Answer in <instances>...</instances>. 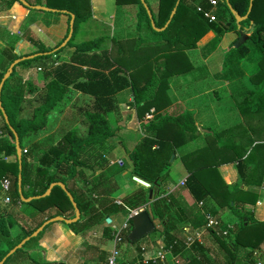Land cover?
<instances>
[{
  "label": "crops",
  "instance_id": "1",
  "mask_svg": "<svg viewBox=\"0 0 264 264\" xmlns=\"http://www.w3.org/2000/svg\"><path fill=\"white\" fill-rule=\"evenodd\" d=\"M7 1L0 0V56L2 57L0 73L4 70L6 72L10 64L16 60L14 56L19 59L34 54L48 55L58 51L60 49H57L58 47L50 50L66 39L64 37L68 27L67 15L63 12L28 8L20 1L8 8ZM29 1L30 6L46 7L44 0L40 4H37V0ZM201 3L202 0H196L194 5L202 8ZM151 9L153 10V7ZM117 10L121 11L123 19L127 9L116 3L114 11ZM214 11L215 9L213 13ZM237 31L243 32L244 30L237 29ZM206 36L209 40L208 44L214 38V33L209 31ZM227 36H229L227 45L229 42H235L239 37L235 32H225L218 46L205 57L206 61L209 60L210 55L220 54V46ZM112 38H114L113 35L111 36L113 41ZM122 38L118 37L116 40L119 41ZM201 42H204V39L199 41ZM246 43L244 42L245 45ZM42 47H45L49 53L36 52ZM247 47L249 48L248 54L244 57L239 55L237 60H234L233 56L239 54L236 50L238 47L234 49L236 54L228 49L225 50L228 51L225 55L221 53V56H227V59H223L225 62L222 63L221 74L213 73L211 69L209 72L208 68L206 72L204 68L193 67L185 74L167 79V94L164 99L166 104L161 109L151 106L149 110H145L143 103L136 106L133 103L134 98L130 87L118 92L115 96L116 109L106 114L109 125L115 131L114 136L107 141L105 156L108 163L95 172L83 169L75 181L71 179L68 182V188L76 193L81 203L84 201L93 203L96 208H104L103 220L93 219L90 214L80 213V219L72 228L63 222L47 225L34 240L30 239L27 242L28 245L20 255L18 264H106L112 247L113 229H117L115 221H122L118 228L120 229L132 212L142 211L145 208L154 225L156 224L155 218H158L156 220L158 225L153 231L156 233L154 236H145L140 241L132 243L124 239L126 232L124 231L118 244L121 263L127 261L130 264H146L153 260L163 246L167 248L161 236L165 231L172 235L175 241L170 253L165 254V260L159 264H226V249L230 244L228 237L231 236V232L227 236H221L211 230L204 231L200 240H196L195 244L188 249L184 245L185 242L194 238L196 231L202 230L192 229L191 223L182 211L183 209L190 210L194 205L204 219L205 214H209L221 221L223 225L235 226L238 219L224 204L229 199L233 201L232 199L238 192H250L257 197L253 209L254 218L264 222V135H260L261 139L257 138L256 134L249 130L245 116L241 115L235 107L237 102L243 100L248 92L256 87L252 85L253 87L249 88L248 86V80L251 79L249 70L255 72L257 68L259 73L262 70L261 59L264 55L259 51L260 55L254 57L251 47ZM136 49L134 58L137 61L134 64L137 65L140 63L139 58L143 54L142 51L153 49V46L148 45ZM73 51L74 47L70 45L59 53L52 54L49 60L35 59L29 64L21 63L23 62L21 61L15 65L11 91L18 88L23 96L14 112L15 121L32 119L35 109L40 104V98L45 93V86L48 82L44 77L46 69H53L61 63L68 62ZM109 53L111 57V51ZM146 63L140 67H131L130 72L141 69ZM20 64L22 65L19 66ZM140 82L143 83V81ZM246 91V95L240 97V93ZM92 101L93 97L75 90L72 86L67 88L64 98L47 113L45 126L34 133H28V136L23 138L21 147L29 152L27 159L31 167L38 164L42 153L52 149L70 131L84 135L86 129L84 114ZM186 112L192 115L196 131L182 133L174 125H168L165 128L166 138L177 144L173 160L170 161L167 175L163 181L159 180L156 187H152L151 184L148 187L142 186L134 180L130 152L141 143L146 135L145 126L149 121H156L162 117L161 115L175 117ZM1 128L0 117V136L6 139L7 135L2 133ZM233 136L238 149H242L241 152L244 153L240 164L242 178L237 164L232 160V152L221 147L223 141ZM0 158L6 164H12L17 159L16 155L4 156L1 151ZM208 168L215 170L213 176L206 175L203 171L205 175H201V172L198 178L204 185L208 182L206 179L209 180L212 197L201 201L203 206H199L200 202H196L188 190L186 178L195 171ZM120 169L122 171L117 172ZM115 172L116 174L112 176ZM5 177H8L13 184L11 176ZM218 177L225 186H236L237 191L231 194L229 189L219 188ZM120 189L125 190L124 194L114 196L112 192L115 191L114 194H116ZM150 191L152 192L151 197ZM10 192L7 193L10 197V203L7 204L6 194L2 189L0 190V216H3L5 221L14 219L17 224L9 228V237L0 242V260L12 249L11 246L15 247L22 240L24 232L35 229L36 225L47 216V214L29 215L33 213L27 210L29 206L24 205L27 203L20 198L18 201L15 200L10 196ZM22 193L23 196L28 194V189L22 190ZM147 197L148 201H146ZM24 198L28 197L24 196ZM38 206L44 208L46 205L40 203ZM167 207H170V211ZM65 210L66 213L69 212L67 207ZM47 211L48 209L43 212ZM224 212L226 219L222 217ZM73 216L74 214L69 218ZM108 219L109 223H107ZM18 223L24 225L21 230L15 229ZM73 231L80 232L75 234ZM255 250L259 251L262 256L264 255V240L258 248L251 250L252 254ZM200 259L205 262L200 263ZM252 262L255 264L253 256ZM241 264L247 263L244 261Z\"/></svg>",
  "mask_w": 264,
  "mask_h": 264
},
{
  "label": "trees",
  "instance_id": "2",
  "mask_svg": "<svg viewBox=\"0 0 264 264\" xmlns=\"http://www.w3.org/2000/svg\"><path fill=\"white\" fill-rule=\"evenodd\" d=\"M18 1L8 0V8ZM23 1L30 4L29 0ZM144 1L151 12L155 26L161 28L169 19L177 0H158L156 13L153 12L147 1ZM195 1L179 0L176 12L167 28L164 31H156L151 27L150 19L140 0H116L118 5H125L127 4L126 2L139 5V22L143 20L147 27L146 30L151 31L156 37L158 35L160 37L151 46H153V49L159 48L164 51L161 57L159 56L160 63H158L155 69L149 66L151 62H148L141 69L129 73L126 69L116 66L110 57L109 50L102 48V45L108 39L107 37L101 36L73 43L76 33V23L86 21L91 17L88 0H44L46 7L67 15L68 26L70 14L75 16L73 35L65 45V47L73 46L74 51L68 62L61 63L53 69H46L44 77L48 82L45 86V93L42 94L40 104L35 109L33 117L30 120L15 121L14 119L15 109L21 99H23L22 92L18 91V88L11 91L14 70L5 81L1 92V104L8 117L9 124L5 123L0 111L2 133L7 135L6 139L2 135L0 136L1 153L4 156L16 155L14 135L10 127L16 132L22 146L23 138L28 136V133H34L45 126L47 113L57 102H60L64 98L69 86L93 97V101L88 105V109L84 114L86 129L83 136L78 135L76 131H70L52 149L42 153L38 159V164L34 167H31L28 162L29 152H22L21 187L22 190L28 189V194H25V197L42 195L52 183L60 182L65 185L67 191L73 197L81 214H90L93 219L103 220L104 208H96L93 203L84 201L81 203L76 193L68 188V182L71 179L75 181V178L81 175L83 169L95 172L108 163L105 156L107 141L114 136L115 131L109 125L106 114L116 109V94L130 87L134 98L133 103L136 106H140L143 103L145 104V110H149L151 106L161 109L166 104L164 100L167 94L166 80L179 74H185L190 70L191 66L186 58L185 50L195 48L196 43L204 38L203 36L209 31L214 33V38L206 45L209 50H214L218 46L221 36L225 32H235L239 36L237 29H241L245 33H249L248 40L252 41L256 48L264 55V0H253L250 14L246 20L239 24L236 23L235 17L230 13L224 1V7L220 8V12L223 17H226V11H228L231 18L230 21L224 22L223 20L217 21L216 19L212 23H209L202 13L197 12V7L194 5ZM228 1L237 15L242 17L246 14L249 0ZM40 3H42V0ZM40 3L37 2V4ZM201 6L203 11H210L211 9L207 0H202ZM142 13H144V16L141 18ZM67 34L64 39L67 37ZM144 41L146 40L142 38L138 40L137 46L144 43ZM59 45L50 51L56 49ZM65 47L60 48L55 53L39 55L36 58L25 60L21 63L29 64L35 59L49 60L52 54L59 53ZM236 50L241 57L246 56L249 52V48L245 44H241ZM47 51L45 47H42L36 52ZM13 58L18 59L17 56ZM261 65L262 70L259 73L256 87L235 105L236 110L245 116L249 130L253 131L256 137L260 139L264 135V57L261 59ZM4 73L5 70L0 73V79ZM145 73L147 74L143 78ZM140 81H143V83L141 84ZM161 116L156 121H149L147 123L145 126L146 135L142 138L141 143L130 152V159L133 164L132 174L134 177L151 184L152 187H156L159 180L163 181V178L167 175L170 158L175 153L177 147L176 142L166 138L165 128L168 125H174L182 133H194L196 131L192 115L189 112L175 117L166 114ZM234 139V136L233 138L229 137L227 141L222 142L221 147L229 149L232 152V160L237 164L240 173V164L244 153L241 152L242 149H238V144ZM120 171L122 169L117 172ZM203 171L209 176H213V172H215L213 168L203 169L193 172L186 178L188 190L196 202L205 201L207 198L212 197L209 180L206 179L208 182L204 185L198 178V174L201 172V175H205ZM18 173L17 159L12 164H6L0 158V181L5 176L13 178L10 196L17 201L19 200L17 191ZM115 174L116 172L112 176ZM240 176L242 178L241 173ZM218 181L220 182L218 184L219 188L225 187V189L230 190L231 194L237 191L236 186H225L219 177ZM81 189L80 192H82ZM238 193L232 199L233 201L229 199L224 204L228 206L230 212L238 218L239 222L238 225L233 226L231 236L229 235L228 237L230 244L226 249V264H241L244 261L247 264H254L252 262L251 250L258 248L264 240V222L257 221L253 216L252 209L256 205L257 197L250 192ZM41 202L46 205L44 208L38 206ZM24 205L29 206L34 211L33 214L29 213L31 216L37 214H47V216L46 219L36 225L35 229L24 232L22 239L30 236L42 223L52 217L64 216L69 218L74 214L73 207L66 193L58 186H55L51 190L49 196L39 200H32ZM246 206L251 207V210L246 209ZM66 207L68 208V213H66ZM45 208L48 211L44 213ZM169 208L167 207L170 211ZM53 210L55 211L54 213L52 212ZM182 213L185 214L187 220L191 223L192 229L203 230L206 226V220L196 206L194 207L193 205L190 210L183 209ZM76 224L77 222L67 226L72 228ZM11 226L12 222L10 219L5 221L4 217L0 216V242L9 237V228ZM131 230L132 226L129 220L128 230L124 234L126 241H129L128 236ZM79 232L73 231L75 234ZM161 236L166 247L173 245L175 239L172 235L163 231ZM11 247L13 248L14 246ZM200 260V263L205 262L202 259ZM146 264L157 263L148 261Z\"/></svg>",
  "mask_w": 264,
  "mask_h": 264
},
{
  "label": "rangeland",
  "instance_id": "3",
  "mask_svg": "<svg viewBox=\"0 0 264 264\" xmlns=\"http://www.w3.org/2000/svg\"><path fill=\"white\" fill-rule=\"evenodd\" d=\"M146 1L150 6L153 7V12L156 13L158 0H146ZM37 2L40 3L41 1L37 0ZM88 3L90 6L91 17L88 18L86 21H81L80 23L79 22L76 23V33H75V37L73 39L74 44L81 42V41H87V40H90V39H93L96 37L105 36L108 39H106V41L102 45V48L108 49L109 52L111 51V59L113 60V62L115 63L116 66H120L121 68L126 69L128 72L131 71V67H136V66L140 67L143 63H146V62H147L146 64H148V62H151L149 64V66H151L153 69H155L157 67L158 63H160L159 56L161 57L162 53L164 52L163 50H161L159 48L142 51L143 54L139 58L140 63H138L137 65L134 64L137 61L134 58V55L137 51L136 48H140V47L144 48V47H147L148 45H152L153 43L151 44L150 42H155V41L159 40V38H160L159 35L156 37L155 35H153V33L151 31L146 30L147 27L144 24L143 20L139 22L140 18L138 16V14L140 13V8H139L138 4H136V3L131 4V3L126 2L127 4L121 5L127 9L125 16L122 19L121 18V16H122L121 11L120 10L114 11L115 6H116V0H88ZM223 7H224L223 0H218V7L214 11L216 19H217V21L223 20L224 22H226L227 19H228V21H230L231 18H230V14L228 11H226V17H223V15H221L220 8L222 9ZM49 9H51V8H49ZM143 16H144V13H142L141 18ZM120 19H122V21ZM243 32H244L246 37L249 36V33H247V35H246L245 31H243ZM112 35L114 36V38H112L113 41L111 40ZM205 35L203 36L204 38H202L205 40L204 42L199 43V41H198L195 45V48L185 50L186 58L189 62V65L191 66L190 71L193 67H200L202 69L203 68L206 69V72H207V68H208L209 72L211 69L213 73L218 72L219 74H221L220 73L221 72L220 71L221 66H222V63L225 62L223 59H227V56H224V55L226 53H228V51H225V50L228 49L230 52L232 51L233 53L236 54V50H234L235 49L234 46H235V43L238 39L235 40V42L234 41L229 42L227 45V41L229 40V36L225 37L222 46H220L221 47L220 48L221 49L220 54L218 53V55H215V56L210 55L209 56L210 61L209 60L206 61L205 57L211 53V50H209V48H207V47L205 48V45L209 41V40H207V36H205ZM118 37H123V38H122V40L117 41L116 38H118ZM141 38L145 39L146 41L144 43L140 44L139 46H137L138 45V39H141ZM202 39L200 41H202ZM247 40H248V38H247ZM246 41H245V43H246ZM246 45L251 47L250 49H252V51H253L252 55L254 57L257 55H260V52H259L260 50L256 48V46L252 43V41L248 40ZM68 47H70V46H68ZM223 49H224V51H223ZM221 53H223L224 55L222 54L223 56H221ZM140 54H141V52H140ZM140 54H139V56H140ZM227 55L229 56V54H227ZM233 57H235L234 60H237L239 57V54H236ZM231 58H229L230 61H233V60H231ZM1 61H2V57L0 56V62ZM21 65L22 64H20L19 66H21ZM255 70H256L255 72H254V70H251V71L249 70L250 75H251V76L249 75V77L251 79L248 80L249 88H252L253 87L252 85H254V87H255L256 86L255 84H257V82H258L259 69L257 70V68H256ZM203 71H205V70H203ZM246 93H247V91L240 93V97H242V96L244 97L246 95ZM114 185H116V184H114ZM124 191H125L124 189H120V191L118 193L114 194L115 191L112 193L114 196H116V195L120 196V195L124 194ZM148 200L149 199L147 197L146 201H148ZM41 204H42V202H41ZM245 208L248 210H251V207H249V206H246ZM27 210L34 213V211L31 210V208H28ZM252 211H253V209H252ZM253 216H254V213H253ZM222 217H223V219L227 218V217H225V212L222 213ZM156 220H158V218L157 219L155 218V221H154L156 223L155 226L158 225ZM11 222H12V225L17 224L16 223L17 221H15L14 219H11ZM121 222H122L121 220L115 221L114 224L116 225L117 229L121 226ZM238 223L236 222L237 225H238ZM106 225L110 226L111 224H106ZM23 226L24 225L22 223H18V226L16 225L15 229L21 230ZM155 233L151 232L146 237L154 236ZM34 239H35V237L32 238L31 240H34ZM138 241H140V240H138ZM1 242H3V241H1ZM27 245H28V243H26V245H24L22 248L18 249L14 254L11 255V257L9 259H7V261L4 264H18V261H19L18 259L21 257L20 255H22V253L25 251V246H27ZM7 253H6V255H7Z\"/></svg>",
  "mask_w": 264,
  "mask_h": 264
},
{
  "label": "water",
  "instance_id": "4",
  "mask_svg": "<svg viewBox=\"0 0 264 264\" xmlns=\"http://www.w3.org/2000/svg\"><path fill=\"white\" fill-rule=\"evenodd\" d=\"M22 4L26 5V7L28 8H35V9H40V10H43V11H53L55 12V10H52V9H49L47 7H42V6H30L29 4H27L25 1L23 0H19ZM226 4V6L228 7L230 13L235 17V21L237 24H239L240 22L244 21L247 19L248 15L250 14V11H251V8H252V3H253V0H249V5H248V9H247V12L244 16H239L236 14V12L234 11V9L231 7V5L229 4V1L228 0H223ZM141 4L143 5V7L145 8L146 10V13L148 15V18L150 19V23H151V27L156 30V31H164L167 26L169 25V23L171 22V19L173 18L175 12H176V8H177V5L179 4V0L176 1V5L175 7L173 8L170 16H169V19L167 20V22L165 23V25L161 28H157L155 26V23L154 21L152 20V15H151V12L148 8V6L146 5L145 1L144 0H140ZM74 19H75V16L73 14H70V21H69V26H68V34H67V37L66 39L61 43V45L57 48H63L65 47V45L70 41L72 35H73V27H74ZM247 40V37L245 36L244 32H241L239 31V37H238V40L236 41L235 43V48L236 47H239L241 44H244V42ZM18 52V51H17ZM49 52L47 53H44V54H48ZM40 54H34V55H30V56H27V57H23V58H19V59H16L14 60L10 66L8 67V69L6 70V72L3 74L2 78L0 79V111L2 113V116H3V119L5 121L6 124H9V120H8V117L2 107V104H1V92H2V88H3V85L5 83V81L10 77V75L12 74L13 72V69L15 67L16 64L20 63L21 61H24V60H31L33 58H35L36 56H38ZM10 130H12L13 132V135H14V145H15V151H16V158H17V161H18V168H19V173H18V176H17V191H18V195H19V198L24 202V203H29L31 202L32 200H39L41 198H45L47 196L50 195L51 193V190L55 187V186H58L60 187L67 195L72 207H73V210H74V216L72 218H65V217H61V216H56V217H53V218H50L48 219L47 221H45L40 227H38L30 236H27L25 237L24 239H22L14 248H12L8 253L7 255H5L1 260H0V264H4V262L7 260L8 257H10L12 254H14L18 249L22 248L30 239L34 238V237H37L38 234L43 231V229L51 224V223H54V222H63L65 223L66 225H70V224H74L76 223L79 219H80V211L73 199V197L71 196V194L67 191L66 187L64 184L58 182V183H52L48 189L42 194V195H38V196H32V197H28V198H24L23 196V193H22V187H21V184H22V178H21V163H22V147L20 145V142H19V138L16 134V132L13 130L12 127H10ZM173 157L174 155L171 156V159L170 161L173 160ZM134 180L136 182H138L139 184H141L142 186L144 187H148L149 186V183L137 178V177H134ZM151 191H150V197H151ZM131 226H132V230L128 236V240L132 243H135L137 242L138 240L142 239L143 237L147 236L148 234H150L151 232L154 231L155 229V225L153 223V221L151 220L147 210H142L140 211L137 215L133 216L131 218ZM110 220L108 219L107 220V223H109Z\"/></svg>",
  "mask_w": 264,
  "mask_h": 264
},
{
  "label": "built area",
  "instance_id": "5",
  "mask_svg": "<svg viewBox=\"0 0 264 264\" xmlns=\"http://www.w3.org/2000/svg\"><path fill=\"white\" fill-rule=\"evenodd\" d=\"M208 4L211 6L210 11H203L201 7H197L196 9H197V12L202 13L204 15V17L207 19L209 23H212L216 21L215 15L213 14V10L217 6V0H208ZM152 112L153 110L151 111V113ZM26 151H27L26 149L22 150L23 153H26ZM118 164H120V161H118ZM0 186H1L2 191L6 194L5 202L7 204L10 203V197L7 193L11 190V180L8 177L2 178L0 181ZM202 205L203 203L200 202L199 206H202ZM139 212L140 211L132 212L129 218L126 220V222L122 225L120 229H116V228L113 229L112 247L109 252V256L107 258L106 264H130L127 261H124L123 263H121L118 244L121 241V236L123 232L128 230L129 220H131V218L137 215ZM205 219H206V227L202 231H196L194 234V238L188 239L185 242L184 245L186 248L189 249L195 243L196 240L199 241L204 231L211 230L216 235L227 236L230 234L231 230L233 229L232 225H223L221 221L217 220L215 217L209 214H205ZM171 249H172V246H168L167 248L163 246V248H161V251L151 261L157 264L162 263L165 260V254L170 253ZM252 256L255 259V264H264V255L262 256L259 251H256V250L253 251Z\"/></svg>",
  "mask_w": 264,
  "mask_h": 264
}]
</instances>
